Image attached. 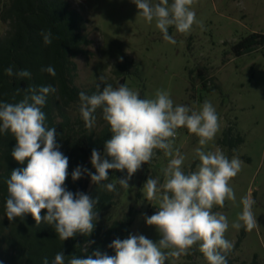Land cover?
Wrapping results in <instances>:
<instances>
[{"label":"clouds","instance_id":"obj_1","mask_svg":"<svg viewBox=\"0 0 264 264\" xmlns=\"http://www.w3.org/2000/svg\"><path fill=\"white\" fill-rule=\"evenodd\" d=\"M139 15L155 26L163 35V40L175 44L169 35V28L178 33L191 31L194 24L203 29V22L197 21L193 9L195 0H132ZM43 43L47 46L55 38L51 29L42 30ZM41 71L52 77L56 71L51 65ZM9 77L31 78L28 70L14 72L13 67L5 69ZM102 82L103 76L99 77ZM101 84H97V89ZM24 91V97L18 103L0 102V134H10L16 145L12 157L27 166L14 169L6 180L7 199L6 216L9 221L23 219L31 215L39 224L41 221L54 225L60 240L73 238L77 233L90 235L98 219L93 200L82 192L72 193L65 187L68 177V157L57 144L55 127L46 125V115L42 108L50 94L57 89L52 85H30ZM79 111L87 129L96 125L97 109H102L103 120L110 128L111 138L104 144V156L93 149L92 173L87 168L77 166L72 172L76 181L82 175H88L91 181L108 192L116 191V183L101 182L108 180V170H127V176L117 182L129 188V180L143 164L150 163L156 150H162L169 157L167 166L160 176L149 177L143 186L144 197L153 202L158 211L146 217V223L154 226L161 236L158 242L144 235H130L126 239H115L109 248L115 255L96 250L87 258L72 255L67 264H165L186 256L198 245L207 264H228L227 256L234 245L225 238L229 228L228 218L214 212L215 206L223 207L225 201L236 200L230 182L242 170L243 161L239 157L229 159L222 151H206L205 147L215 139L220 129V118L213 104L205 100L199 111L185 105L174 104L170 93L157 89L153 98H141L139 93L127 84L113 88L108 84L102 91L87 95L79 94ZM186 128L197 136L199 147L195 156L199 160L194 171L185 172V156L179 148H174L178 129ZM110 157L109 159L104 157ZM242 212L232 223L239 230L243 227L251 232L258 228L253 212L255 200L250 195L241 198ZM47 210L42 216L41 211ZM95 257V258H93ZM42 264H49L47 257ZM51 264H66L62 251L55 254Z\"/></svg>","mask_w":264,"mask_h":264},{"label":"rangeland","instance_id":"obj_2","mask_svg":"<svg viewBox=\"0 0 264 264\" xmlns=\"http://www.w3.org/2000/svg\"><path fill=\"white\" fill-rule=\"evenodd\" d=\"M72 9L88 20L86 31L90 44L88 55L74 58L75 86L89 89L97 84H111L113 88L127 84L143 98H153L157 89L169 91L174 104L185 105L199 111L205 100L210 101L220 118V129L206 147V151L219 149L229 159L239 157L242 170L230 182L236 200L225 201L221 208L228 218L229 228L225 238L233 243L232 264H264V46L235 56L233 46L253 33H264V0H195L193 9L203 29L194 24L188 33H178L169 28V35L176 40L170 44L155 26L147 23L132 0H68ZM159 0H151L152 4ZM172 0H169L171 4ZM8 0H0V14ZM9 27L0 19V37ZM120 63H127L128 71L122 76L115 74ZM132 64V67H129ZM103 76L101 82L99 77ZM203 79L208 81L203 86ZM72 121L82 119L79 105L68 109ZM57 122H62L57 117ZM102 109L96 111V125L91 131L98 135L106 126ZM232 128V138L239 136L243 143L231 149L219 144L226 129ZM89 130V129H88ZM198 137L186 128L178 129L174 148L185 156L184 171H194L199 164L195 149ZM169 157L162 150L150 163H145L129 180V188L115 206L104 214L105 220L122 216L133 209L130 235H144L154 243L161 239L154 226L146 223V217L158 209L144 197L143 186L149 177L160 176ZM124 177L127 170L123 171ZM139 194V195H138ZM250 195L255 200L253 212L258 228L251 232L243 227H232L242 212L240 200ZM241 239L239 246L237 242ZM165 264H207L195 246L188 255Z\"/></svg>","mask_w":264,"mask_h":264},{"label":"trees","instance_id":"obj_3","mask_svg":"<svg viewBox=\"0 0 264 264\" xmlns=\"http://www.w3.org/2000/svg\"><path fill=\"white\" fill-rule=\"evenodd\" d=\"M0 19L9 27L6 35L0 37V102L18 103L25 93H18L17 90H26L30 85L55 87L56 93L47 97L42 111L46 115V125L56 128L59 150L69 160L65 187L74 194L82 192L93 200L98 198L95 205L98 219L94 221L95 227L90 235L77 233L73 238L62 241L54 225L44 221L37 224L30 214L23 219L9 221L5 210L8 196L6 180L14 169L26 167L27 160L23 164L17 162L11 155L16 145L15 138L10 134H0V264H42L44 257L51 264L55 254L60 251L65 255L66 264L72 255L87 258L96 250L115 255V250L108 245L117 238H128L133 224L132 208L117 219H104V214L115 206L123 193V188L117 182L125 176L123 171L110 169L108 180L101 182L116 183L115 192H108L101 185L93 183L86 174L76 181L72 179V172L77 166L95 173L96 170L91 164L92 150L95 149L104 156V144L111 138L107 124L95 135L85 127L83 119L72 121L68 115V109L72 105H79L80 92L92 95L103 88L101 86L98 90L95 85L89 89H80L74 84V58L89 54L86 50L90 44L86 34L89 21L72 9L68 0H8L1 10ZM48 29H51L55 38L46 46L40 33ZM263 46L264 33H253L234 45L232 50L235 56H242ZM49 65L54 67L55 77L41 71ZM10 66L14 72L22 69L30 71L31 78H19L15 75L9 77L5 69ZM132 66L129 64V67ZM125 71H128L127 63H120L115 71L116 75L122 76V83L125 81ZM207 83L203 79L204 87ZM57 117L62 122H57ZM231 131L232 128L224 131L219 144L234 149L243 143V138L238 135L233 139ZM104 158L111 162L110 157ZM46 214V209L41 211L42 216ZM240 242L241 239L236 246ZM227 260L228 264L233 263L231 252Z\"/></svg>","mask_w":264,"mask_h":264}]
</instances>
